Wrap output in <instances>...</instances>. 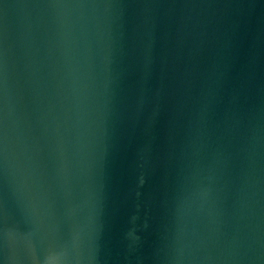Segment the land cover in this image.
Returning a JSON list of instances; mask_svg holds the SVG:
<instances>
[{"label":"water","instance_id":"obj_1","mask_svg":"<svg viewBox=\"0 0 264 264\" xmlns=\"http://www.w3.org/2000/svg\"><path fill=\"white\" fill-rule=\"evenodd\" d=\"M0 264H264V0H0Z\"/></svg>","mask_w":264,"mask_h":264}]
</instances>
